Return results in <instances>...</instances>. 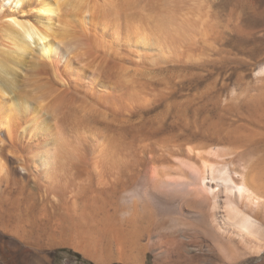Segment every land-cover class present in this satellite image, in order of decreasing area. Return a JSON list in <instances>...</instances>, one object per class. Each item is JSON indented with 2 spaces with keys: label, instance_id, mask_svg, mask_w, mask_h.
Wrapping results in <instances>:
<instances>
[{
  "label": "bare ground",
  "instance_id": "6f19581e",
  "mask_svg": "<svg viewBox=\"0 0 264 264\" xmlns=\"http://www.w3.org/2000/svg\"><path fill=\"white\" fill-rule=\"evenodd\" d=\"M246 67L264 80V0H0V264L264 243Z\"/></svg>",
  "mask_w": 264,
  "mask_h": 264
},
{
  "label": "rangeland",
  "instance_id": "374dc122",
  "mask_svg": "<svg viewBox=\"0 0 264 264\" xmlns=\"http://www.w3.org/2000/svg\"><path fill=\"white\" fill-rule=\"evenodd\" d=\"M234 80L241 85L243 89H250L256 95L264 93V80L256 83L255 74L248 67L241 73L234 76ZM247 144L245 161L249 164L259 165L264 156V143L259 145L253 142ZM249 146V147H248ZM262 149V150H261ZM261 156V157H260ZM263 156V157H262ZM261 159V160H260ZM180 234L189 237L181 245L171 248L167 252L163 249H156L148 254L144 263L141 264H264V243L255 244L250 249L241 245L235 247L219 238L217 234H210L207 231L197 229H176ZM263 249H261L259 247ZM257 246L258 248H256ZM238 250V251H237ZM253 250V252H251ZM262 251V252H261ZM52 258L39 262L26 261L24 264H130L122 261L113 260L102 262L95 258L88 257L83 252L71 247H62L53 250ZM250 254V255H249ZM17 261L20 263L21 253L17 252ZM21 258V259H20ZM21 263V264H23ZM16 264V263H15Z\"/></svg>",
  "mask_w": 264,
  "mask_h": 264
}]
</instances>
